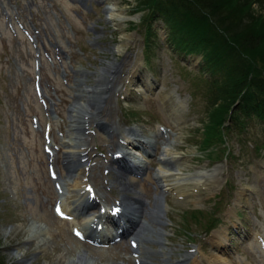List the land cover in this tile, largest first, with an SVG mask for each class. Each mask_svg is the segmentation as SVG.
<instances>
[{"label": "rangeland", "instance_id": "obj_1", "mask_svg": "<svg viewBox=\"0 0 264 264\" xmlns=\"http://www.w3.org/2000/svg\"><path fill=\"white\" fill-rule=\"evenodd\" d=\"M137 5L139 0H0V264H196L193 258L215 264L220 252L229 264H264V125L212 131L217 106L210 82L222 73L204 68L200 52L175 49L163 17L152 21L148 47L144 9ZM112 6L123 18H111ZM253 8L264 11L259 3ZM254 59L264 67L259 54ZM111 66L118 71L112 74ZM109 80L114 90L105 99L101 88ZM97 87L104 106L99 111L78 95L80 88ZM92 111L107 125L115 122L118 137L89 119ZM81 114L88 120L79 132L73 115ZM132 128L156 153L141 160L129 148L127 158L145 167L126 173L111 157L113 144ZM80 139L90 159L85 165L79 155L85 169L66 170L65 156L78 154L71 145ZM165 150L174 161L162 162ZM169 170L212 176L195 196L182 197L157 180L158 172ZM87 190L96 206L75 221L66 218L63 211L76 208ZM125 193L148 203L141 235L86 238L93 224L101 234L102 211ZM157 201L163 222L150 215ZM212 221L211 233H204ZM133 238L140 243L134 246Z\"/></svg>", "mask_w": 264, "mask_h": 264}, {"label": "trees", "instance_id": "obj_2", "mask_svg": "<svg viewBox=\"0 0 264 264\" xmlns=\"http://www.w3.org/2000/svg\"><path fill=\"white\" fill-rule=\"evenodd\" d=\"M256 3L264 9V0H139L137 5L144 9L148 45L152 21L163 17L175 49L200 52L204 68L222 73L210 82L212 106H217L210 115L212 131L224 125L240 133L251 123L264 125V67L254 59L259 54L264 65V11L256 13Z\"/></svg>", "mask_w": 264, "mask_h": 264}, {"label": "bare ground", "instance_id": "obj_3", "mask_svg": "<svg viewBox=\"0 0 264 264\" xmlns=\"http://www.w3.org/2000/svg\"><path fill=\"white\" fill-rule=\"evenodd\" d=\"M112 5H114V4H112ZM116 10H117L116 6H112L111 8H109V12H110L111 18H113V19H115V18H120V19L123 18L120 14L116 13ZM126 19H128V18H126ZM112 69H113V71H111L112 74H114V73H116L118 71L116 66H111V68H109V70H112ZM112 80H111V84L113 86V83H112L113 81ZM100 85L101 84H99V86ZM102 88H103V86H102ZM102 88H101L102 93H105V95L107 94V96L104 95L105 97H103L105 99L109 97V95H108L109 92H107V91L110 90V92H112L114 90V88L110 86V80L108 81V84H106V86L103 89ZM98 89H100V88L97 87L96 90H93V89L90 90V89H87V88H80L78 95L82 96L83 98L84 97H88L87 98L88 102L90 104H92V107H95V109H97L99 111V109L101 107H104V106H102V104L100 102V99L102 97H101V94L99 93ZM81 93H85V94H81ZM91 93L92 94L93 93H98V96L97 97L96 96H92ZM99 105H101V106H99ZM78 110H79V108L78 109H72V112L73 113L79 112ZM87 113H90V112L87 111ZM93 113L94 112L92 111L91 114L93 116L92 117L89 116V119L91 118L92 121H97L99 126H103L112 136H114V135L117 136L118 134H120V131H119L117 125H115V122L111 121L110 125L109 124L107 125L103 121L100 120V117L99 118H94V114ZM82 116H83V114H81V116L73 115V118H75V120L73 122L76 123L75 126H73V127H75V130H77L79 132L81 131V129H83L82 126L88 120L87 119L85 121L86 116H84L82 119H80V117H82ZM121 137H122V139H121L122 142H117L116 141L113 144V146H115L114 148L117 149V150H115L116 153L119 152V151H120V153L121 152L125 153V148L128 147V148L135 149L136 150V155H138L137 157H139L141 154H142V156H145V154H150L148 152H151V150L154 149V147H152L151 145H148L146 142L142 141L141 138H139V133H138L136 128L135 129L132 128L129 133H127L126 135H123ZM157 144L158 143H156V148L160 149V147ZM83 145H84L83 139H80L76 144L71 145V146H78L79 151H78V154H72V153H67L66 154L65 160L67 162L66 168L68 170L73 171V170H75V168H81L83 166V162L80 161V160L78 161V159H77V157H79V155L81 157L85 158L84 159L85 165L88 163V161L90 159V155H89V152H87L88 148H84ZM81 157H80V159H82ZM153 159L154 158H152V160ZM115 160H117V159L113 158L112 162H114ZM161 160H162V162H170V161H174L175 158H174V156H171V154L168 153L167 150H165L164 151V157ZM125 162L126 161L123 160L121 162H116V163H118L120 168L123 169L124 171H126V173H127V172H130V170H128V169L131 168V166H128ZM141 162L143 163V161H141ZM141 162H136V163H141ZM83 168L85 169V167H82V170H83ZM134 168L138 169L139 171L144 169V167L141 166V165L140 166H134ZM120 170H117L116 172L118 174H121ZM124 171H123V173H124ZM169 171L170 172H168V171H166V172H158L157 178L159 180L163 181L167 188H169L171 190H175L180 195H183V196L194 195V190L195 189L197 190V189L202 188L203 186H206L207 185L206 181L209 180L208 177L212 176V174H208L209 172H203V171H198V170H196V172H193V173H191L188 176L182 175L178 171H174V170H169ZM55 172H56V170H55ZM213 180H214V178H213ZM211 182H212V180H211ZM79 183H81V182H79ZM79 185L81 186L82 184H79ZM87 185H88V183L86 181L85 186L87 187ZM123 190L126 191V190H129V189L127 187H125V188L123 187ZM88 191L83 193V195L77 200V204H76V209L75 210H77L81 214H84L85 212H88L89 208H91L93 206L94 207L96 206L94 204H96L95 200H97V198L94 197L93 193L92 194L90 193L91 195H89ZM126 192H128V191H126ZM240 195H241V193L238 195V197ZM144 206H147V205L145 203V200L140 195H128L127 193H125V195L122 197L121 200H119L118 203L113 204L112 206H110L111 208L108 209V210H110L111 214L107 215V219H103L104 220V226L103 227H105L106 225L109 226V227L111 226V227H110V231L108 233L101 232L102 240L100 242H103L104 241L103 239L109 238L108 240H111L114 237L113 231H116V230L112 231V229H111V228L114 229V227L115 228L117 227V229H119V228L121 229V233L122 234L120 236L129 235L130 233H132V235H134V236H140L141 235V230L140 229L143 228L142 220L140 219V217H143ZM123 207H125V209ZM65 208H67V207L65 206ZM162 211H163L162 210V205H161V203L159 201H157L155 203L154 209H151L150 215L152 216V218L156 219L158 222H163L162 221ZM64 212H65V210H64ZM65 213L67 214V216H69V218L77 217L75 212L73 210H71V209H68V211L65 212ZM117 215H123V218H124V215H126L127 227L124 226L121 218L113 217V216H117ZM72 219H74V221H75L76 218H72ZM124 220H125V218H124ZM151 221L154 222L153 219ZM96 227H97V224H96ZM91 228L96 229V228H94L93 225H92ZM151 230H153V229H151ZM89 234L92 235V236L95 235L94 231L90 232ZM145 234H146V232H145ZM213 238L215 239V236ZM136 241H137V239H136ZM214 241H215V243H218L220 245L222 243L221 242L222 240L220 238H218V237ZM139 243H140V241H139ZM143 250H146V249H143ZM185 258H187V257H185ZM214 258H215V262H214L215 264H229L230 263V259L227 256H225V254L222 253V252H220L219 255H214ZM192 260L193 261H197L196 264H200V261L196 260V258H193ZM140 262L142 264H148L146 259H141Z\"/></svg>", "mask_w": 264, "mask_h": 264}]
</instances>
